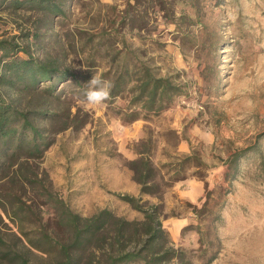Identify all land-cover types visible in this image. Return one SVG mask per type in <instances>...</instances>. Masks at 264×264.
I'll return each mask as SVG.
<instances>
[{
    "label": "rangeland",
    "instance_id": "374dc122",
    "mask_svg": "<svg viewBox=\"0 0 264 264\" xmlns=\"http://www.w3.org/2000/svg\"><path fill=\"white\" fill-rule=\"evenodd\" d=\"M55 1L64 3L67 17H53V29L46 31L45 12L37 6L6 7L0 0V40L84 73L86 38L108 29L112 15L128 0ZM163 1L177 25L163 19L159 5L138 4L146 10V27L152 31L134 30L126 38L147 50L145 57L152 58L158 76H177L186 95L167 109L128 123L119 113L122 99L88 111L78 104L102 65L89 70L80 89L69 78L54 77L58 99L53 104L62 117L40 123L49 145L28 159L18 177L15 170L23 157L14 159L0 178V200L7 193L17 196L53 234L50 195L82 217L108 209L141 221L143 213L119 197L129 195L144 209L155 208L167 246L182 250L190 264H264V0ZM50 33L57 37L45 36ZM18 55L25 57L22 51ZM31 100L27 96L22 106L31 109ZM145 145L158 176L154 196L140 194L130 169ZM236 151L246 152L235 167L227 159ZM193 153L204 166L198 170L189 159L181 171L185 178L169 179L172 164ZM2 202L7 209L0 205V264H14L1 258L9 249L25 255L28 264H49L45 254L28 249L17 220L9 215V201ZM22 224L30 228L39 221Z\"/></svg>",
    "mask_w": 264,
    "mask_h": 264
},
{
    "label": "trees",
    "instance_id": "16d2710c",
    "mask_svg": "<svg viewBox=\"0 0 264 264\" xmlns=\"http://www.w3.org/2000/svg\"><path fill=\"white\" fill-rule=\"evenodd\" d=\"M131 1H127L118 15H112L114 22L108 29L102 27L96 34L86 38L82 46L87 66L84 73L62 68L52 60L39 59L22 46L0 40V178L5 176L6 169L17 157L23 158L19 160L15 176L18 177V171L22 175L21 170L27 168L28 159L38 157L49 145V141H45L40 123H56L62 117L58 112L60 110H56L58 105L55 104V107L53 104V100L58 99L53 92L54 77L69 78L80 89L90 77L89 70L102 65L100 76L113 84L110 100L125 101V104L119 107V113L128 123L140 116L167 109L177 98L186 95L185 87L176 82L177 76H158L152 58L145 57L147 50L134 47L126 38L128 34L134 35V30H144L148 33L152 31L146 27V10L138 9V4L159 5L158 11L162 13L163 19L177 25L173 13L170 14L171 10L163 0ZM1 2L8 4L6 7L14 8L23 6L24 3L37 6L45 12L43 19L46 31L53 29L50 24L53 17H67L62 1ZM35 36L37 37L38 33ZM45 36L53 38L57 37V33ZM19 51L25 53V57H20ZM27 96L32 98L27 105L32 107L31 109L22 106ZM66 124L67 121H64L63 125ZM147 150L145 145L141 151L136 152L137 157L130 161V169L133 179L140 186V194L154 196L158 193V176ZM245 152L236 151L231 154L227 159L229 165L235 166L236 161ZM189 159L195 160L194 166L198 170L204 166V162L196 154L185 155L175 165L172 164L169 179L183 180L185 176L181 171ZM29 183H35V180L29 178ZM2 196L0 205L7 209L2 201H9V215L17 220L28 249L45 254L49 264H190L189 260L184 259L182 250L177 251L174 247L167 246L169 238L155 208L144 209L136 197L119 195L132 208L143 213L141 221L118 217L108 209H102L90 217H82L70 210L61 199L50 195L56 226L51 234L40 222L35 211L25 206L17 196L8 193ZM10 197L15 198L14 202H11ZM35 221H39V224L30 228H25L22 224H33ZM1 254V258L14 264H28L25 255L10 249Z\"/></svg>",
    "mask_w": 264,
    "mask_h": 264
},
{
    "label": "clouds",
    "instance_id": "9594fccd",
    "mask_svg": "<svg viewBox=\"0 0 264 264\" xmlns=\"http://www.w3.org/2000/svg\"><path fill=\"white\" fill-rule=\"evenodd\" d=\"M86 85L83 98L78 100L80 107L84 111L105 107L111 99L113 84L99 75H93Z\"/></svg>",
    "mask_w": 264,
    "mask_h": 264
}]
</instances>
